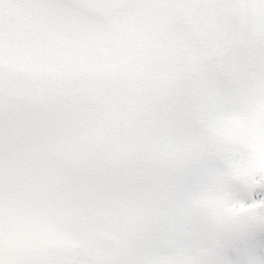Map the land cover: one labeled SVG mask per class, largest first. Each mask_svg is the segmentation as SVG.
<instances>
[{
  "label": "snow or ice",
  "instance_id": "1",
  "mask_svg": "<svg viewBox=\"0 0 264 264\" xmlns=\"http://www.w3.org/2000/svg\"><path fill=\"white\" fill-rule=\"evenodd\" d=\"M0 264H264V0H0Z\"/></svg>",
  "mask_w": 264,
  "mask_h": 264
}]
</instances>
